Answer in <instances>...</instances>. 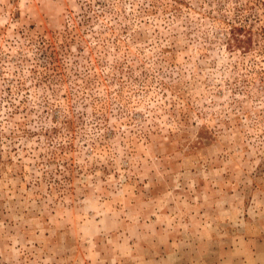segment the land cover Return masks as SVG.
<instances>
[{
  "label": "rangeland",
  "instance_id": "obj_1",
  "mask_svg": "<svg viewBox=\"0 0 264 264\" xmlns=\"http://www.w3.org/2000/svg\"><path fill=\"white\" fill-rule=\"evenodd\" d=\"M235 13L264 27V0H0V264H264V56L225 49Z\"/></svg>",
  "mask_w": 264,
  "mask_h": 264
},
{
  "label": "trees",
  "instance_id": "obj_2",
  "mask_svg": "<svg viewBox=\"0 0 264 264\" xmlns=\"http://www.w3.org/2000/svg\"><path fill=\"white\" fill-rule=\"evenodd\" d=\"M223 24V32H221L219 40L223 42L225 49L228 51L238 50L239 52H246L255 48L257 53L264 56L263 44L260 43V38H264V35L261 34V32H264V27L258 26L256 30H253V25L247 22L246 19L242 18L239 13H235L233 17L225 20ZM70 33L71 32L68 31L66 34H62L61 37L53 35L49 38L36 33L35 40L32 44L35 46L36 50L43 55L44 60L42 62L36 61L31 63L30 69L33 73L37 70V75L38 73L42 74L45 78L47 77V70L55 71L56 69L65 68L59 56L61 54L60 52L63 51V48L72 41L73 35H70ZM61 123L68 133L71 132L72 121L69 117L64 115ZM57 131L56 126H53L44 129L42 135L49 137ZM68 145L69 142H67L66 146ZM63 147V144H58L54 149L49 150L46 157V163L54 162L58 152L60 153V151L63 150Z\"/></svg>",
  "mask_w": 264,
  "mask_h": 264
}]
</instances>
